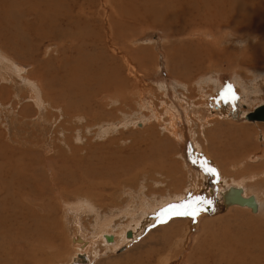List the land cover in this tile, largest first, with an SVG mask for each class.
I'll list each match as a JSON object with an SVG mask.
<instances>
[{
	"label": "rangeland",
	"instance_id": "374dc122",
	"mask_svg": "<svg viewBox=\"0 0 264 264\" xmlns=\"http://www.w3.org/2000/svg\"><path fill=\"white\" fill-rule=\"evenodd\" d=\"M111 1L136 19L118 11L107 25L94 0L74 31L85 26L84 46L68 38L71 0H56L58 22H38L31 0L2 11L39 31L15 25L25 44H7L0 28V264H79V236L85 264H264V123L244 120L264 105V0L232 18L191 11L185 27L188 11ZM231 187L257 211L227 206ZM121 229L125 242L102 243Z\"/></svg>",
	"mask_w": 264,
	"mask_h": 264
},
{
	"label": "bare ground",
	"instance_id": "6f19581e",
	"mask_svg": "<svg viewBox=\"0 0 264 264\" xmlns=\"http://www.w3.org/2000/svg\"><path fill=\"white\" fill-rule=\"evenodd\" d=\"M17 1H19V0H0V28L2 29V31H1V33L3 34V33H9L10 32V34H9V40L10 41H8L7 42V44L8 43H11V44H15V43H19V44H21V45H24L25 43L23 42V40H24V37H23V35L22 34H20V33H12V30H13V28L15 27V25H17V27H20L21 28V26H23V27H26V33L29 31V32H31V33H28L27 35H31V36H33V37H35V36H38V31H39V26H37V24H36V26L34 25V24H30V25H26V24H24V23H22V19H19V21H15V22H11L10 20H9V16H8V14H10V13H8V10H7V13L8 14H6V13H2V11H4V9L5 8H7L8 9V7H9V9L12 7V6H10L11 4H16V5H18V3H17ZM32 1V3H33V5H32V7H31V10H33L34 12H36V13H33V12H29L28 11V9H27V7H24V10H26V11H28L29 13H30V15H34L35 17H37V21L39 22V21H45V20H47L46 18H48V21H50V18H53L54 19V21H56V22H58L59 20H61V17L59 16L61 13H60V10L58 11L59 12V15L58 14H56V15H52L53 14V12H54V10L55 9H52V8H55V6L57 5V6H59V2L57 3L56 2V0H31ZM72 2H71V6H72V12L71 11H69V13H67V15H65V19H63L64 21H66L67 23H68V25L70 26V28L73 30V33L72 32H69L68 30H65L64 31V33L63 34H68V32H69V35H68V38H71V40H73V43H78L79 45H81V46H84V45H86V42H87V34L88 33H86V31H85V29H84V27H79V29L76 31V32H74L75 30H76V28H78L77 27V25L79 24V23H81L83 20H85L86 19V17L87 16H91L92 14H93V8L95 7V4H94V0H71ZM98 1V5L100 6V8H101V12L99 11V14L101 13L106 19V24L107 25H109L110 24V21H109V19L111 18V21H112V26L113 25H115V21H113V19H114V14L115 13H117L118 11H120L122 14L120 15L121 17H124V18H132V20H135L136 19V17L135 16H126L125 15V13H124V11L123 10H119V8H118V5H115V7L113 6V2L111 1V0H97ZM131 1H133V2H137V1H142V0H131ZM147 1H149V0H147ZM116 2V1H115ZM244 2V3H243ZM247 2H251V0H156V4H162V5H164L165 6V8H168L169 9V11L170 12H179V13H182V11H188V12H190L189 14H188V16H187V19H188V21H187V23L183 26V27H185V26H187L188 24H189V21H191L193 18H195L194 16H193V14L191 13V11H196L197 13H198V17H196V19L198 20V22H203V21H205V18L206 19H208L207 17H205V15H209V16H212V15H215V14H217V15H219V16H222V17H225V18H232L233 16H235L236 14H238L239 13V10H238V8H237V6H236V4H243V6H242V10H243V12H245L246 14H251V9H250V7L247 5L248 3ZM247 3V4H246ZM24 4H25V0H24ZM107 4H110V6H111V4H112V8L110 7V6H107L106 7V5ZM115 4H117V3H115ZM254 5H255V3H254ZM259 5V4H258ZM24 6V5H23ZM56 6V7H57ZM116 8H118V10L116 9ZM30 9V8H29ZM52 9V10H51ZM58 9V8H57ZM63 11V10H62ZM75 11V13L73 14V12ZM10 12H11V10H10ZM24 13H25V15H26V13L27 12H25V11H23ZM50 12H52V13H50ZM57 11H55L54 12V14L56 13ZM67 12V11H66ZM65 11H64V13H66ZM23 13V14H24ZM63 14V13H62ZM61 14V15H62ZM63 16V15H62ZM11 17H13L12 15H11ZM63 18V17H62ZM15 19V18H14ZM90 19V18H89ZM4 21V23H6V24H8L10 27L8 28L6 25H4L2 22ZM21 21V22H20ZM54 21H53V25H55L56 23H54ZM62 21V20H61ZM52 22V21H51ZM64 23V24H67V23ZM44 23V22H43ZM62 23V22H61ZM84 23V22H83ZM28 24V23H27ZM50 24H52V23H50ZM85 24H86V22H85ZM200 24V23H199ZM52 25V26H53ZM62 25V24H61ZM206 25L208 26L209 25V23L208 22H206ZM60 26V25H59ZM66 26V25H65ZM86 26H88V25H86ZM50 26H48V28H49ZM68 27V26H67ZM167 29H168V31H176L174 28H172L171 26H169V25H167V26H165ZM44 28V27H43ZM51 28V27H50ZM54 28H56L55 26H54ZM57 28H58V26H57ZM108 28V27H107ZM59 29V28H58ZM87 29V28H86ZM23 30V29H22ZM45 30V29H44ZM47 30V29H46ZM49 30V29H48ZM46 31V32H49V31ZM56 30V29H55ZM55 30H54V32H55ZM62 30V29H61ZM88 31V30H87ZM54 32H52L53 34H54ZM60 32V31H59ZM58 32V33H59ZM41 33H43V31H41ZM2 34H0V35H2ZM8 35V34H7ZM25 35V34H24ZM57 35V34H56ZM64 36V35H63ZM66 36V35H65ZM65 36H64V38H65ZM7 37V36H6ZM42 37V36H41ZM56 37V36H55ZM88 37H89V35H88ZM56 39V38H55ZM60 39V38H59ZM7 40V39H6ZM58 40V39H57ZM95 40V39H94ZM99 40V39H98ZM97 41V40H96ZM99 42V41H98ZM95 43V42H94ZM6 44V45H7ZM10 44V45H11ZM96 44V43H95ZM77 45V44H76ZM88 47V46H87ZM20 48H22V47H20ZM75 48V47H74ZM62 49V48H61ZM94 49H95V47H94ZM184 49L185 50H188V49H191V47H188V46H185L184 47ZM15 50V49H14ZM19 51V50H18ZM74 51H75V49H74ZM192 51L194 52V50L192 49ZM14 54H15V56H17V55H19V53L18 52H13ZM93 53H94V51H93ZM101 55V54H100ZM99 56V55H98ZM96 58V57H95ZM97 58H99V57H97ZM81 59V58H80ZM79 59V60H80ZM100 59V58H99ZM201 60H203L202 58H201ZM97 61H98V59H97ZM100 61V60H99ZM101 61H102V59H101ZM92 62V61H91ZM34 63H35V61H34ZM37 63V62H36ZM84 63V62H83ZM96 63V62H95ZM203 63V62H202ZM94 64V63H93ZM92 64V65H93ZM10 65V64H9ZM37 64H35V66H36ZM85 65V64H84ZM12 66V65H11ZM47 66V65H46ZM96 66H97V64H96ZM39 67V66H38ZM44 68V67H43ZM89 68V67H88ZM33 70L35 71V68H33ZM75 70V69H74ZM83 70V69H82ZM87 70V69H86ZM90 70V69H89ZM3 72V71H2ZM52 72V71H51ZM83 72V74H84V71H82ZM86 72V71H85ZM97 72H98V70H97ZM39 73H40V71H39ZM62 73V72H61ZM103 73V72H102ZM104 73H105V71H104ZM52 74V73H51ZM50 73H49V75H44L45 77H47V76H50V77H52L53 79H56V76H53V75H51ZM76 74V73H75ZM91 74V73H90ZM40 75V74H39ZM41 75H42V73H41ZM56 75V74H55ZM82 75V74H81ZM88 75V74H87ZM69 76V75H68ZM78 76H80V75H78ZM84 76V75H83ZM93 76V75H92ZM104 76V75H103ZM38 77V76H37ZM87 77V76H86ZM89 77V76H88ZM69 78V77H68ZM72 78V77H71ZM74 78V77H73ZM83 78V77H82ZM90 78V77H89ZM107 78V77H106ZM6 79V78H5ZM38 79H40V78H38ZM42 79V78H41ZM48 79H49V77H48ZM59 79V78H58ZM61 79V78H60ZM79 79V78H78ZM88 79V78H87ZM108 79V78H107ZM262 79V78H261ZM264 80V79H263ZM262 80V81H263ZM27 82H29L28 80H26ZM41 81V80H40ZM51 81V80H50ZM55 81V80H54ZM58 81V80H57ZM65 81V80H64ZM75 81V80H74ZM96 82V81H95ZM103 83H104V81H102ZM29 83H31V82H29ZM60 84H61V81L59 82ZM65 83V82H64ZM68 83V82H67ZM101 83V84H99L98 86V91H100V92H103V93H107L108 91H109V89H110V86L108 85V84H106V83ZM241 83V82H240ZM58 84V83H57ZM110 84V83H109ZM62 85V84H61ZM66 85V84H65ZM76 85V84H75ZM91 85V84H90ZM97 85V84H96ZM37 86V85H36ZM48 86V85H47ZM67 86H69L68 84H67ZM74 86V85H73ZM83 86V85H82ZM59 87V86H58ZM62 87H64V86H62ZM79 87V86H78ZM94 87V86H93ZM96 87V86H95ZM60 88V87H59ZM70 88V87H69ZM68 88V89H69ZM92 88V87H91ZM97 88V87H96ZM256 88V87H255ZM254 88V89H255ZM71 89V92H73L74 94H76V95H79V94H82L81 96H88V95H85V94H83V92H84V89H80L79 91L78 90H76V88L74 89V90H72V88H70ZM94 89V88H93ZM92 89V90H93ZM38 90V89H37ZM62 90V89H61ZM96 90V89H95ZM58 91H59V89H58ZM67 91V90H66ZM88 91V90H87ZM243 91V90H242ZM259 91V90H258ZM50 91H48L47 93H49ZM61 92V91H60ZM68 92H69V90H68ZM99 92V93H100ZM251 92V91H250ZM253 92V91H252ZM54 93V92H53ZM70 93V92H69ZM95 93V92H94ZM115 93V92H114ZM218 93V92H217ZM245 93H247V92H245ZM62 94H63V92H62ZM72 94V93H71ZM92 94V93H91ZM251 94V93H250ZM39 95V94H38ZM60 95V94H59ZM70 95V94H69ZM95 95V94H94ZM94 95H92V98L94 97ZM62 96V95H61ZM66 96H68L67 94H66ZM69 97V96H68ZM71 97V96H70ZM74 97V96H73ZM245 97H247V96H245ZM65 98V97H64ZM80 98V97H79ZM79 98H77V99H79ZM88 98V97H87ZM97 98V97H96ZM217 98V97H216ZM254 98V97H253ZM41 99V98H40ZM69 99V98H68ZM218 99H219V97H218ZM32 100V99H31ZM43 100V99H42ZM70 101L69 102H71V100L72 99H69ZM81 104L80 105H83V106H85V105H87V106H89L88 104H87V102H89L85 97H83V98H81ZM92 99H90V101H91ZM93 101V100H92ZM91 101V102H92ZM217 101V100H216ZM215 101V102H216ZM41 102V101H40ZM45 102V101H44ZM36 103V102H35ZM62 104H64V102L62 103ZM91 104V103H90ZM217 104V103H216ZM257 104V103H256ZM80 105H79V107H80ZM260 106H261V104H259ZM259 105H256V106H254L253 105V107H252V109L251 110H253V108H257V106L259 107ZM76 106V105H75ZM83 106H82V108H83ZM217 106V105H216ZM85 108V107H84ZM83 108V109H84ZM89 108V107H88ZM255 108V109H256ZM254 109V110H255ZM253 110V111H254ZM253 111H250L249 113H252ZM170 112V111H169ZM187 112V111H186ZM249 113H247V114H249ZM246 114V115H247ZM245 115V116H246ZM169 116H170V114H169ZM245 116H244V120L245 121H247L246 119H245ZM77 117V116H76ZM78 118V117H77ZM75 119V118H74ZM82 119V118H81ZM247 122H250V123H254V122H259V121H247ZM262 123H264V122H262ZM173 134H174V132H172ZM198 145V144H197ZM199 147V146H198ZM201 147V146H200ZM246 161L249 163V164H251V165H254V164H256L258 161H259V158L258 157H256V156H253V155H248L247 157H246ZM207 164V163H206ZM208 165V164H207ZM210 169L211 170H213V171H215V168L213 167H210ZM217 176V175H216ZM218 177V176H217ZM253 178V177H252ZM219 180V179H218ZM251 180V179H250ZM217 181V180H216ZM220 181V180H219ZM218 181V185H220V186H222V183H221V181L219 182ZM219 187V186H218ZM177 192V191H176ZM245 190L243 189V188H233V187H231V188H229V189H227L225 192H223V194H222V198H223V200H224V202H225V204L228 206H237V207H246V208H249V209H251V211H253V212H256L257 211V209L259 208V206H260V199H258L257 197H255V195L254 196H249L248 194L247 195H245ZM174 194H176V193H174ZM182 195V194H181ZM181 195H175V200L178 198V196H179V199L180 198H182L181 197ZM260 197V196H259ZM86 201V200H85ZM88 201V200H87ZM181 202V201H180ZM90 203V202H89ZM70 205V204H69ZM74 205V204H73ZM89 206V205H88ZM144 206V205H143ZM69 207V206H68ZM77 207V206H76ZM78 207H80V206H78ZM77 207V208H78ZM89 209L91 208V207H88ZM127 210V209H126ZM92 212V211H91ZM127 213V212H126ZM75 214V213H74ZM106 221V220H105ZM108 221V220H107ZM106 221V222H107ZM41 225V224H40ZM42 226V225H41ZM32 229H33V236L35 235L36 236V234L38 235V237H40L39 236V225H34V226H32L31 227ZM29 229V228H28ZM22 230V229H21ZM24 231H25V229H24ZM27 231V230H26ZM121 231H123L122 232V236H121V240H120V238L119 239H117V238H115V236L114 235H112V234H109L108 232L107 233H103V234H101L100 235V237H101V240H102V243L103 242H105L106 244H108V245H111V244H114V246H116V245H118V244H120V242H125L126 240H127V238H126V230L124 229V230H122L121 229ZM43 232V231H42ZM41 232V233H42ZM48 234V233H47ZM134 234V233H133ZM133 234H132V236H133ZM25 235H26V233H25ZM30 235V234H29ZM28 236V235H27ZM44 236H45V234H44ZM77 236H79V235H77ZM118 236V235H117ZM120 236V235H119ZM42 237V236H41ZM27 238V237H26ZM32 237L30 236V239H31ZM132 238V237H131ZM29 239V240H30ZM42 239H43V237H42ZM28 240V241H29ZM22 241V240H21ZM27 241V240H26ZM32 241V240H31ZM17 242V241H16ZM44 242V241H43ZM72 243H73V245L74 244H76V245H80V248H82V247H84L83 249H81L80 250V248H79V245H78V247L77 248H75V251H74V254L77 256V258L80 260L79 261V264H85V262H86V258H84L85 256V252H86V248H88V243L86 242V241H84V239L82 238V237H80L79 236V238L78 237H76V238H74L72 241H71ZM18 243V242H17ZM21 244V243H20ZM29 244V243H28ZM105 245V244H104ZM28 247V246H27ZM75 247V246H74ZM105 247V246H104ZM106 249H107V247H105ZM111 248V247H110ZM49 249V248H48ZM112 249V248H111ZM85 250V251H84ZM109 250V249H108ZM38 254V253H37ZM36 255V254H35ZM71 263V262H70Z\"/></svg>",
	"mask_w": 264,
	"mask_h": 264
},
{
	"label": "water",
	"instance_id": "95a60500",
	"mask_svg": "<svg viewBox=\"0 0 264 264\" xmlns=\"http://www.w3.org/2000/svg\"><path fill=\"white\" fill-rule=\"evenodd\" d=\"M247 121L264 122V105L257 107L252 113L245 116Z\"/></svg>",
	"mask_w": 264,
	"mask_h": 264
},
{
	"label": "snow or ice",
	"instance_id": "6c2138e0",
	"mask_svg": "<svg viewBox=\"0 0 264 264\" xmlns=\"http://www.w3.org/2000/svg\"><path fill=\"white\" fill-rule=\"evenodd\" d=\"M178 214H179V213H178ZM183 214L188 215V214H190V213L185 212V213H183Z\"/></svg>",
	"mask_w": 264,
	"mask_h": 264
}]
</instances>
